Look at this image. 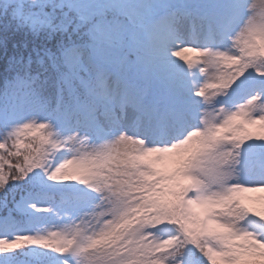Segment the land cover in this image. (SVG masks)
<instances>
[{"label": "snow or ice", "instance_id": "snow-or-ice-1", "mask_svg": "<svg viewBox=\"0 0 264 264\" xmlns=\"http://www.w3.org/2000/svg\"><path fill=\"white\" fill-rule=\"evenodd\" d=\"M0 264H264V0H0Z\"/></svg>", "mask_w": 264, "mask_h": 264}]
</instances>
